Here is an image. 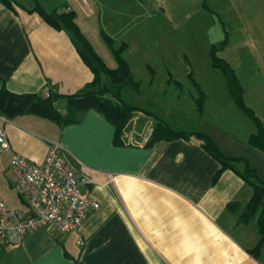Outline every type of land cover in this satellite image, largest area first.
<instances>
[{
    "label": "crops",
    "instance_id": "crops-1",
    "mask_svg": "<svg viewBox=\"0 0 264 264\" xmlns=\"http://www.w3.org/2000/svg\"><path fill=\"white\" fill-rule=\"evenodd\" d=\"M27 1L31 4L15 1L22 14L17 8L9 10L0 4V88L5 86L12 94H76L93 77L77 54L70 33L52 29L37 14L27 11L35 1L47 12L61 8L74 12L87 41L89 36L79 19H90L91 24L93 21L98 33L104 30L115 44L143 21V11L149 14L145 0ZM179 1L183 6L188 4L186 0ZM205 2L209 9L214 5H234V20L239 27L253 20L256 13L253 0ZM247 3L252 10L245 7ZM155 8L162 10V2H156ZM130 43L123 57L133 77V49L140 45L141 56L147 45L141 38ZM228 43L220 50L226 49ZM93 49L106 66L115 69L116 61L109 48L105 56L94 45ZM259 50V55H264V47ZM260 57L264 67V56ZM161 61L171 77L163 58ZM155 78L154 75L149 81L150 86ZM167 83L170 86L168 80ZM262 83L256 79L254 99L245 98V89L243 98L264 123ZM198 85L206 100L201 115L196 112L193 98L190 107L185 108L179 98L176 102L165 101L166 113L161 114L140 103L141 92L125 89L123 95L130 97L128 103L140 110L132 113L124 128V144L119 147L112 143V125L94 109L83 112L78 124L64 128L33 114L3 118L1 126L10 148L0 154V181L16 191V179L9 173L10 158L19 155L40 165L48 142L57 141L75 170L82 164L95 171V184L80 190L97 201L99 208L87 213L78 232L61 233L46 225L25 234L20 244L0 245V264H264V247L257 259L250 254L259 239L257 226L254 222H239L252 187L231 170L222 171L213 183L219 164L196 139L158 141L146 146L158 117L175 130L208 135L225 154L246 160L264 182V153L247 144L248 135L255 131L254 124L248 118L242 119L225 97L208 99L209 91H216L217 84ZM54 106L65 112L63 99ZM235 168L242 172L244 164L238 163ZM230 204L234 205L231 209ZM79 238L83 246L78 245Z\"/></svg>",
    "mask_w": 264,
    "mask_h": 264
},
{
    "label": "rangeland",
    "instance_id": "rangeland-1",
    "mask_svg": "<svg viewBox=\"0 0 264 264\" xmlns=\"http://www.w3.org/2000/svg\"><path fill=\"white\" fill-rule=\"evenodd\" d=\"M15 1H20L19 3L22 5L31 4L27 0ZM145 1V5L148 4L146 11L149 14H144L143 11V16H140L143 21H139L138 26H135L132 32L126 33L122 39H115L117 41L113 45V47L122 43L127 45L130 42V44H135L139 38L141 40L145 39L147 45L144 49L142 48L144 53L141 56L140 45L137 46V50L134 48L133 52H135L132 53L133 60L137 61L134 60L136 64L133 66L134 73L132 78L139 83V88L137 91L131 88H124L121 92V100L126 104H131L128 103L130 97L126 99L123 95L125 89H130L135 94L138 92L142 93L140 103L149 109H156L161 114L166 113L164 109L165 101L176 102L179 98L183 108L190 107L191 98L194 99L197 95L196 89L191 84V78H193L196 83H201L202 85H211L213 82L217 84L214 87L216 91L213 90V93L209 91L208 99L218 96L221 99L226 98L227 104L229 106L232 105L231 107H234L233 109L237 111L238 115L243 117L242 119L248 120L229 99L223 76L218 70L216 71L210 66L211 61H209L208 52L211 47L217 48V55L230 63L237 74L240 84L246 91L245 98H248V101L254 99L256 96L254 85L256 79L264 81L262 79L264 67H262L260 57L264 55L262 53L259 55V51L262 52L259 48L264 47V0H253L254 8H256L254 19H248V23L240 25V27L235 23V13L234 9H232L234 5L231 3L223 7L214 5L212 6L213 9L211 8L207 11L203 7V4L206 5L205 0H197L196 3L193 0H186L188 1L187 6H183L179 0ZM219 1L216 0L218 3ZM156 2H162V10H156ZM15 7L22 14V9L16 5ZM245 7L252 10L253 6L247 3ZM222 17L227 23H224L225 21ZM137 20L138 17L135 16V22ZM221 20L226 26L229 42L223 51L219 48L224 38ZM79 21L83 29L86 30L91 45L93 43L100 54H104V56L108 54L109 47L103 40L101 32H104L108 37L110 36L102 29L98 33L93 21L91 24L90 19H79ZM129 23L130 21H128ZM183 56L187 59V62ZM162 58L164 64L171 71L172 81L170 86L167 83L169 76L162 68ZM149 70H152V74H150ZM154 75L156 78L153 85L150 86L149 81H153ZM100 79L102 87L107 86L110 88V79H108L106 74L103 73ZM174 81L180 86L175 88ZM262 89H264V86H262ZM221 93L222 96L220 95ZM227 104L226 106H228ZM248 122L250 123V120ZM251 124L253 126V123ZM227 125L230 126V123L228 122ZM0 198L10 209L20 211L23 208L15 188L8 186L3 181H0Z\"/></svg>",
    "mask_w": 264,
    "mask_h": 264
},
{
    "label": "trees",
    "instance_id": "trees-1",
    "mask_svg": "<svg viewBox=\"0 0 264 264\" xmlns=\"http://www.w3.org/2000/svg\"><path fill=\"white\" fill-rule=\"evenodd\" d=\"M0 4L9 10L16 9L14 0H0ZM203 7L209 11V8L205 4H203ZM27 11L37 14L52 29L57 31L65 29L70 33L71 41L77 54L80 56L83 64L90 68L92 72V81L84 89L78 91V93L65 95L53 92L44 95L32 93L12 94L6 90L5 86H1L0 117L11 120L18 115L33 114L39 118L51 121L59 128H64L67 125L78 124L81 120L80 115L83 112L94 109L112 125L114 130L112 143L114 146L119 147L124 144L122 142L124 128L130 121L132 113L140 110L121 100V92L124 88H131L135 91L139 88V83L132 78L130 66L123 57V51L127 45L122 43L115 48L113 47L114 41L104 32H101L103 40L111 50V53H113L116 61L115 69H110L106 66L103 59L95 53L91 43L84 37L76 23L74 12L62 8L47 12L37 1L34 2V7ZM221 26L224 38L219 48L224 47L228 42L226 26L224 23ZM209 60L211 61L212 68L222 74L229 98L233 100L236 107L254 124L255 131L248 135L247 144L251 148L264 153V123L255 114V111L245 103L243 98L244 88L240 84L233 67L217 55V48L215 47L210 48ZM149 71L152 74V70ZM103 73L110 79V88L107 86L102 87L101 85L100 77ZM189 75L192 77L191 74ZM168 81L171 82L172 78L169 77ZM174 84L176 87L180 86L176 81H174ZM191 84L197 92L196 97L193 99L195 109L201 115L206 101L205 96L193 78H191ZM59 99H63L65 102L66 109L64 113L58 111L54 106L55 102ZM155 120L156 123L146 142L147 147L156 144L158 141L169 142L172 140L196 139L200 147L219 164L218 170L213 175V183L218 180L222 171L231 170L252 187V194L249 202L245 205L239 216V222L243 224L254 222L257 226L259 239L250 250V254L257 259L261 251L260 249L264 247V182L261 181L255 169L246 160L225 154L208 135L199 131L186 132L184 130H175L160 118L156 117ZM238 163L244 164L242 172H238L235 168ZM233 207V204L229 205L230 209Z\"/></svg>",
    "mask_w": 264,
    "mask_h": 264
},
{
    "label": "built area",
    "instance_id": "built-area-1",
    "mask_svg": "<svg viewBox=\"0 0 264 264\" xmlns=\"http://www.w3.org/2000/svg\"><path fill=\"white\" fill-rule=\"evenodd\" d=\"M0 117V154L9 144ZM40 165L13 155L9 173L16 179L18 198L25 211L10 209L0 199V245L20 244L24 235L46 225L58 232H78L87 213L99 207L97 201L81 194L82 187L95 184L92 169L82 165L75 170L64 156V148L57 141H49ZM78 245L83 246L81 238Z\"/></svg>",
    "mask_w": 264,
    "mask_h": 264
}]
</instances>
